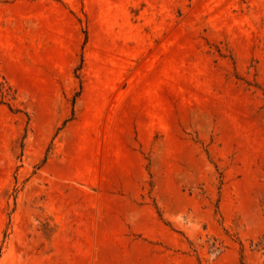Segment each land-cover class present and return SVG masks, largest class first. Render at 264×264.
Returning <instances> with one entry per match:
<instances>
[{"label":"rangeland","instance_id":"1","mask_svg":"<svg viewBox=\"0 0 264 264\" xmlns=\"http://www.w3.org/2000/svg\"><path fill=\"white\" fill-rule=\"evenodd\" d=\"M0 264H264V0H0Z\"/></svg>","mask_w":264,"mask_h":264}]
</instances>
